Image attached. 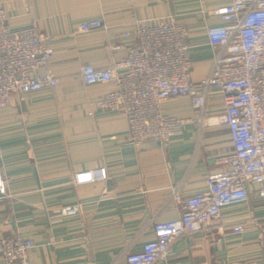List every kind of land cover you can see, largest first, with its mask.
<instances>
[{
    "label": "crops",
    "instance_id": "crops-1",
    "mask_svg": "<svg viewBox=\"0 0 264 264\" xmlns=\"http://www.w3.org/2000/svg\"><path fill=\"white\" fill-rule=\"evenodd\" d=\"M230 0H0L6 27L35 24L54 39L49 69L53 89L15 95L0 110V239L16 234L33 248L27 264H124L129 253L153 241V226L180 218L183 200L205 190V180L227 169L233 148L220 123L224 96L206 98L202 125L192 98H173L165 115L190 120L167 144L127 140L125 116L96 109L109 91L84 86L80 70L107 68L125 54L112 46H136L137 22L172 19L183 26L190 47L189 82L212 67L209 28L223 25L215 12ZM29 12L26 13L25 9ZM100 20L104 30L82 32ZM116 38V39H115ZM79 209L74 211L75 207ZM237 226L243 232L234 233ZM172 256L159 264H264V202L250 198L222 209L220 218L191 236L177 238Z\"/></svg>",
    "mask_w": 264,
    "mask_h": 264
},
{
    "label": "built area",
    "instance_id": "built-area-1",
    "mask_svg": "<svg viewBox=\"0 0 264 264\" xmlns=\"http://www.w3.org/2000/svg\"><path fill=\"white\" fill-rule=\"evenodd\" d=\"M28 13L29 9L26 8ZM223 25L207 30V41L214 52L209 75L198 84L189 82L190 47L183 26L166 19L153 26L137 22L132 36L137 45L112 50L124 53L123 61L107 68L90 65L80 70L84 86L109 87L96 109L122 113L127 122V140L167 144L181 135L190 121L165 115L162 105L173 98H192L202 125L206 98L213 92L224 96L220 123L228 130L233 152L226 159L227 169L209 176L205 190L181 199L173 190L172 200L182 205L179 219L153 226V241L141 251L129 253L124 264L165 263L172 256L171 245L179 237L191 236L220 218L223 208L244 203L250 187L264 202V0H230L215 12ZM6 12L0 7V110L13 96L53 89L59 81L49 69L54 39L41 33L35 24L11 31ZM104 30L100 20L81 26L82 32ZM116 39V38H115ZM6 187L0 182V195ZM79 206L74 211H77ZM234 233L243 232L241 226ZM33 248L30 239L16 234L0 239V264H27Z\"/></svg>",
    "mask_w": 264,
    "mask_h": 264
}]
</instances>
